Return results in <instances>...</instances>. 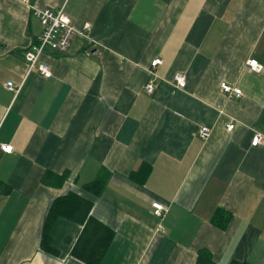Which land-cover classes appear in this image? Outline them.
<instances>
[{
	"label": "crops",
	"instance_id": "0c3cea01",
	"mask_svg": "<svg viewBox=\"0 0 264 264\" xmlns=\"http://www.w3.org/2000/svg\"><path fill=\"white\" fill-rule=\"evenodd\" d=\"M62 7L77 29L90 28L67 52L42 55L52 72L44 78L24 53L43 31L35 10ZM201 127L211 129L207 139ZM257 133L264 0H0V264H82L72 254L77 222L55 223L54 253L41 246L52 204L70 193L90 200L91 215L114 232L100 264H198L203 251L217 264H264ZM48 174L63 181L47 183ZM99 177L104 189L92 194ZM155 202L168 207L163 218ZM218 211L225 228L213 222Z\"/></svg>",
	"mask_w": 264,
	"mask_h": 264
},
{
	"label": "built area",
	"instance_id": "2783aa9c",
	"mask_svg": "<svg viewBox=\"0 0 264 264\" xmlns=\"http://www.w3.org/2000/svg\"><path fill=\"white\" fill-rule=\"evenodd\" d=\"M35 15L42 24L43 31L38 37L37 42L24 53V57L29 65V69L32 70L37 68L44 78H50L52 72L49 69L48 65L41 61L42 55L47 51L65 53L68 51L71 41L75 35H84L89 30V25L83 30L77 29L73 26L70 18L65 13L64 7L58 10L52 9H36ZM163 60L157 58L152 61L150 73L155 75V69L162 65ZM248 68L253 72H261L263 70L262 64H260L256 59H251L248 61ZM176 88L185 89L187 85L186 77L183 73H178L174 77ZM8 90L18 93L20 86H18L14 81H9L6 84ZM156 85L154 79H151L145 90L148 94L152 95L155 92ZM223 91L230 97L240 98L243 96V91L240 88L232 87L226 83L222 84ZM235 124H230L228 130H233ZM199 135L203 139H207L211 135V129L208 127H201L199 130ZM264 144V136L260 133H257L252 141L253 146H259ZM1 148L5 153H12L13 146L2 144ZM154 214L163 218L168 212V207L161 202L153 203Z\"/></svg>",
	"mask_w": 264,
	"mask_h": 264
},
{
	"label": "trees",
	"instance_id": "16d2710c",
	"mask_svg": "<svg viewBox=\"0 0 264 264\" xmlns=\"http://www.w3.org/2000/svg\"><path fill=\"white\" fill-rule=\"evenodd\" d=\"M55 179L63 178L48 174L44 181L50 182V177ZM51 177V178H52ZM105 180L99 177L98 180L88 187V191L92 194H100L104 189ZM0 191H6L3 183L0 182ZM92 202L80 195L70 193L69 195L57 198L51 206L46 219L43 237L42 249L48 253H54L52 246V229L55 223L61 219H68L77 222L83 226L82 234L74 246L73 256H75L82 264H100L104 258L110 244L114 238V232L104 226L91 215ZM226 215L218 211L213 222L222 228L227 225ZM198 264H217L213 261L208 252H201L198 258ZM233 264H249V263H233Z\"/></svg>",
	"mask_w": 264,
	"mask_h": 264
}]
</instances>
